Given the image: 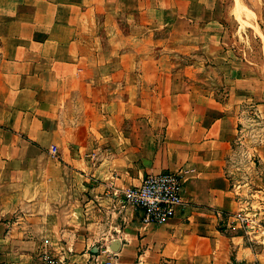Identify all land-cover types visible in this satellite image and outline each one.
Masks as SVG:
<instances>
[{"label": "crops", "instance_id": "1", "mask_svg": "<svg viewBox=\"0 0 264 264\" xmlns=\"http://www.w3.org/2000/svg\"><path fill=\"white\" fill-rule=\"evenodd\" d=\"M222 1L0 0V264L45 252L106 264V246L118 264H264L252 242L264 225L248 233L239 220L264 217V143L249 152L258 179L239 180L232 162L247 141L239 109L264 122V86L226 39ZM73 106L85 115L75 146L63 133ZM169 171L184 203L144 223L122 193Z\"/></svg>", "mask_w": 264, "mask_h": 264}, {"label": "rangeland", "instance_id": "2", "mask_svg": "<svg viewBox=\"0 0 264 264\" xmlns=\"http://www.w3.org/2000/svg\"><path fill=\"white\" fill-rule=\"evenodd\" d=\"M222 6L224 9V20L228 26L226 30V39L234 45L236 52L255 64L257 81H259L260 85L264 86V41L258 35L256 15L253 13L254 9L259 10V17L264 18V6L261 5V2H256V0H223ZM103 16L104 13L100 9H94L88 13V22L93 26V31L103 30V25H101ZM116 16L117 15H111L110 20L113 22L117 21ZM120 17L129 35L137 38L136 46L139 49L149 46L151 37L147 34L148 32H144L146 28L143 30L140 24L135 22L138 21V18H136L134 14H122ZM213 86L219 87V84L217 83ZM250 110V107L244 106L239 109L241 114L247 117L249 121L246 125L241 124L242 128H244L247 141L244 146L239 149L236 158L232 159L233 166L236 167L239 172V180L242 181L251 180L250 177L257 178L258 174H256V172L255 174L251 172V162L249 159H252V161H254V159L252 157L250 158L249 152L254 146L264 143V122H261L259 117L255 113H251ZM82 118H85L84 113L81 108L75 106L66 111L63 116L64 136L70 139V142L74 146L85 136ZM255 164L258 165L257 160H255ZM259 222L260 226L264 225V217L260 219ZM259 227L257 230L260 229V231H262V227ZM255 239L256 240L252 242L258 246V249H264L262 238L258 236ZM257 263L259 262L257 261Z\"/></svg>", "mask_w": 264, "mask_h": 264}, {"label": "built area", "instance_id": "3", "mask_svg": "<svg viewBox=\"0 0 264 264\" xmlns=\"http://www.w3.org/2000/svg\"><path fill=\"white\" fill-rule=\"evenodd\" d=\"M183 181L178 172H160L147 175L138 186L124 189L125 204L144 211V223L160 224L176 215L177 209L183 205ZM239 220L248 233L255 232L260 226L258 213L253 216H239ZM106 253V264H118V253L105 247L100 250ZM26 264H64L63 260L50 253H43L36 262Z\"/></svg>", "mask_w": 264, "mask_h": 264}]
</instances>
